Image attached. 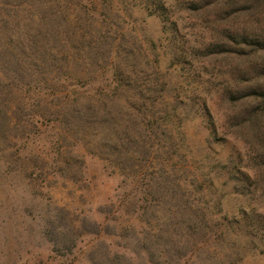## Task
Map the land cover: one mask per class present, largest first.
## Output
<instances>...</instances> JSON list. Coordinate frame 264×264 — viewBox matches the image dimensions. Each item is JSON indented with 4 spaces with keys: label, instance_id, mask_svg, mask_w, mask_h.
I'll return each instance as SVG.
<instances>
[{
    "label": "rangeland",
    "instance_id": "1",
    "mask_svg": "<svg viewBox=\"0 0 264 264\" xmlns=\"http://www.w3.org/2000/svg\"><path fill=\"white\" fill-rule=\"evenodd\" d=\"M0 264H264V0H0Z\"/></svg>",
    "mask_w": 264,
    "mask_h": 264
},
{
    "label": "trees",
    "instance_id": "2",
    "mask_svg": "<svg viewBox=\"0 0 264 264\" xmlns=\"http://www.w3.org/2000/svg\"><path fill=\"white\" fill-rule=\"evenodd\" d=\"M56 97V95H55V93H54V98ZM66 97H68V99H67V102L68 103H73L74 102V100H72V99H70V97H69V95H67ZM66 102V101H65ZM68 106H71V104H67Z\"/></svg>",
    "mask_w": 264,
    "mask_h": 264
}]
</instances>
